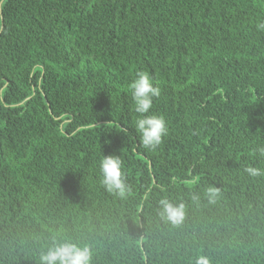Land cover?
I'll return each mask as SVG.
<instances>
[{"label":"trees","instance_id":"1","mask_svg":"<svg viewBox=\"0 0 264 264\" xmlns=\"http://www.w3.org/2000/svg\"><path fill=\"white\" fill-rule=\"evenodd\" d=\"M260 23L264 0H0V264H40L54 240L91 264H264V175L245 171L264 169ZM140 71L161 89L146 115L169 127L154 151ZM108 155L124 197L101 183Z\"/></svg>","mask_w":264,"mask_h":264},{"label":"clouds","instance_id":"2","mask_svg":"<svg viewBox=\"0 0 264 264\" xmlns=\"http://www.w3.org/2000/svg\"><path fill=\"white\" fill-rule=\"evenodd\" d=\"M258 29H264V23L257 25ZM131 96L134 102V110L141 114L135 121L136 130L140 136V143L145 149L156 150L168 135L169 127L163 115L151 114L154 98L161 95L158 82L147 72L136 73L135 79L130 84ZM264 156V149H261ZM100 171L102 173L101 183L109 192L124 197L131 189L126 183V174L122 159L117 155L103 156L100 160ZM245 171L251 176L264 175V169L248 166ZM219 196V190L209 186L205 190V197L209 203H215ZM194 199H198L194 197ZM160 215L166 221L180 224L185 217L186 208L183 203L174 204L167 197L159 201ZM92 252L89 246L81 247L71 240H54L45 252L40 255V264H91ZM197 264H210L206 257H199Z\"/></svg>","mask_w":264,"mask_h":264}]
</instances>
